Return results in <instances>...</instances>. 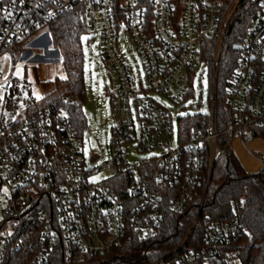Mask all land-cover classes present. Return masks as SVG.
<instances>
[{
    "label": "built area",
    "instance_id": "1",
    "mask_svg": "<svg viewBox=\"0 0 264 264\" xmlns=\"http://www.w3.org/2000/svg\"><path fill=\"white\" fill-rule=\"evenodd\" d=\"M69 12L99 36L116 84L111 138L88 162L66 110L30 109L12 122L0 116V264H87L134 239L156 238L167 216L185 214L208 189L232 141L246 146L264 128V0H0V67L7 60L11 70L26 69L44 57L43 49L25 51ZM241 13L245 34L221 88L220 62ZM201 62L211 92L194 108L207 104L210 115L189 136L180 119L174 142L173 114L154 95L175 105L194 96ZM144 153L152 154L131 160ZM102 171L109 177L94 181ZM203 204L180 245L146 264H242L233 245L247 233L240 217L202 223ZM195 229L200 235L186 248Z\"/></svg>",
    "mask_w": 264,
    "mask_h": 264
},
{
    "label": "trees",
    "instance_id": "2",
    "mask_svg": "<svg viewBox=\"0 0 264 264\" xmlns=\"http://www.w3.org/2000/svg\"><path fill=\"white\" fill-rule=\"evenodd\" d=\"M247 13H241L233 22L228 40L225 44L219 69V85L231 77L236 64L237 52L234 46L239 44L245 31L243 20ZM54 47L63 54V65L66 76L56 78L54 89L41 99L29 103V110H66L79 137L88 127L83 103L86 97L84 77V52L82 36L88 30L82 19L74 12L61 15L48 25ZM219 112L223 115V107ZM200 118V117H198ZM198 118H185L181 122L188 136ZM254 137L264 139V128L255 129ZM200 221L207 217L212 221H226L238 215L247 233L233 242L240 252L242 264H264V170L249 174L241 166L231 148L216 162L210 185L203 187L193 203L183 215H169L158 236L143 242L134 239L125 243L108 255L90 259L87 264H146L169 251L177 248L186 237L193 221L201 208ZM200 235L195 229L186 248L192 247L194 239ZM6 264H27L24 258L17 261L8 260ZM62 264V263H61Z\"/></svg>",
    "mask_w": 264,
    "mask_h": 264
},
{
    "label": "rangeland",
    "instance_id": "3",
    "mask_svg": "<svg viewBox=\"0 0 264 264\" xmlns=\"http://www.w3.org/2000/svg\"><path fill=\"white\" fill-rule=\"evenodd\" d=\"M50 32V31H49ZM96 36L94 41H90ZM42 41L34 39L25 52L41 54L35 56L27 68L11 70L7 60L0 69L5 75V80L0 81V116L3 121L10 118V122L22 119L29 110V103L36 99L45 97L54 89L56 78L64 79L66 76L63 65L62 52L54 47L51 33L42 36ZM100 38L96 34H84L82 36L84 52V77L86 86V97L83 103L88 127L82 133L79 144L83 146L84 154L89 162L91 158L102 157L107 143L111 138L109 127L113 122L111 94L115 92L116 84L112 80L109 70L101 56L99 46ZM43 49V50H42ZM127 59L134 63V59L128 49H124ZM23 58H26L24 56ZM16 60L18 57L15 56ZM137 72V70H136ZM144 74V72L142 71ZM17 78V80H14ZM195 95L187 98L182 104L175 105L167 97L155 94V98L167 107L174 117L173 141H178L180 119L185 118H207L210 110L204 105L195 109L203 99L207 102L210 97L211 83L208 67L205 62L199 64L194 78ZM231 150L239 160L241 166L249 174H257L264 170L261 159L264 157V139L252 137L246 146L236 138L231 143ZM152 153L136 154L131 160H139L149 157ZM101 164V160L95 161V166ZM109 177L106 171L94 175V181H103Z\"/></svg>",
    "mask_w": 264,
    "mask_h": 264
},
{
    "label": "water",
    "instance_id": "4",
    "mask_svg": "<svg viewBox=\"0 0 264 264\" xmlns=\"http://www.w3.org/2000/svg\"><path fill=\"white\" fill-rule=\"evenodd\" d=\"M233 49H234V51L237 52V51L240 50V46L239 45H235ZM205 106L207 107V104H205Z\"/></svg>",
    "mask_w": 264,
    "mask_h": 264
},
{
    "label": "crops",
    "instance_id": "5",
    "mask_svg": "<svg viewBox=\"0 0 264 264\" xmlns=\"http://www.w3.org/2000/svg\"><path fill=\"white\" fill-rule=\"evenodd\" d=\"M38 57H39V56H38ZM113 93H114V92H110L109 94H111V95H112Z\"/></svg>",
    "mask_w": 264,
    "mask_h": 264
},
{
    "label": "snow or ice",
    "instance_id": "6",
    "mask_svg": "<svg viewBox=\"0 0 264 264\" xmlns=\"http://www.w3.org/2000/svg\"><path fill=\"white\" fill-rule=\"evenodd\" d=\"M13 2H15V0H13Z\"/></svg>",
    "mask_w": 264,
    "mask_h": 264
}]
</instances>
